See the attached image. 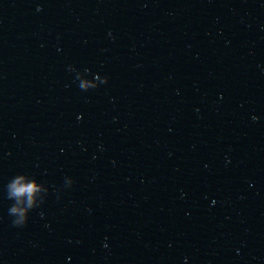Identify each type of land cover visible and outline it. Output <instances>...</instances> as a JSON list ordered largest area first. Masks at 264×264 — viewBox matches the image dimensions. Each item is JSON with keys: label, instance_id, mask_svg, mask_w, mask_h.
Returning <instances> with one entry per match:
<instances>
[{"label": "clouds", "instance_id": "clouds-1", "mask_svg": "<svg viewBox=\"0 0 264 264\" xmlns=\"http://www.w3.org/2000/svg\"><path fill=\"white\" fill-rule=\"evenodd\" d=\"M19 191L20 192H24V191L31 192V188L30 187L28 189L21 188V189H19Z\"/></svg>", "mask_w": 264, "mask_h": 264}]
</instances>
